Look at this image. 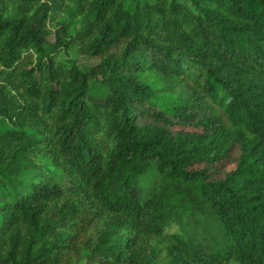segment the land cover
Masks as SVG:
<instances>
[{
	"label": "trees",
	"instance_id": "1",
	"mask_svg": "<svg viewBox=\"0 0 264 264\" xmlns=\"http://www.w3.org/2000/svg\"><path fill=\"white\" fill-rule=\"evenodd\" d=\"M0 264H264V0H0Z\"/></svg>",
	"mask_w": 264,
	"mask_h": 264
},
{
	"label": "rangeland",
	"instance_id": "2",
	"mask_svg": "<svg viewBox=\"0 0 264 264\" xmlns=\"http://www.w3.org/2000/svg\"><path fill=\"white\" fill-rule=\"evenodd\" d=\"M52 39H54V38L52 37ZM81 59H82L83 61H87V59L84 58L83 56L81 57ZM88 61H90V60H88ZM181 128H183V126H181ZM186 129H187V130H192V129H194V128L186 127ZM226 167L229 168V169H231V168L233 167V164H232V163H229V164L226 165Z\"/></svg>",
	"mask_w": 264,
	"mask_h": 264
}]
</instances>
